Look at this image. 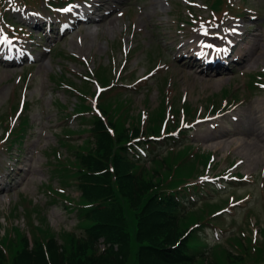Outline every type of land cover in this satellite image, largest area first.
I'll return each mask as SVG.
<instances>
[{
    "label": "rangeland",
    "instance_id": "374dc122",
    "mask_svg": "<svg viewBox=\"0 0 264 264\" xmlns=\"http://www.w3.org/2000/svg\"><path fill=\"white\" fill-rule=\"evenodd\" d=\"M160 1L118 0L117 7L119 8L110 12L103 20L96 23L80 24L78 29L59 39H54L50 44L47 43V40L42 39L39 41L53 47V49L49 53H41V60L33 66L25 67V69H21L20 66H0V115H3L4 119L3 122L0 121V128L2 129V132L0 130V136H2V133L3 135L6 134L3 131L5 120L9 122V126L14 124L15 115H13L14 111L11 110L13 109L12 104L21 98L22 87L26 99L30 100L29 103L32 106L29 111L32 126L18 150L12 147L6 151L4 148L1 149L0 146V170L1 172L12 171L7 179L6 190L4 192L0 191V216L3 211L6 213L12 211L13 214L15 208L16 216H12L11 221L14 224L18 222L23 227L21 207L20 205H14V203L20 202L22 199H32V202L36 205L33 208L32 217L39 216V212L41 216L44 214L51 230L53 229L56 232L62 230L79 231L75 215L77 209L67 210L69 205L77 207V204L72 201L77 195V187H74V185L77 186V177L74 175L77 167L72 166V161L69 160L72 159L70 153L77 150V142L60 139L59 147L50 149V146L56 145L55 133L59 131V123L55 116L58 105L54 100L73 101L72 94L59 89V87H54L50 79V75L54 71L58 72L62 68V63H65V58H62V55L75 54L77 56V60L70 59L69 69L66 72L79 83L77 78L80 77L79 74L85 72L86 66L84 68L78 60H87L88 68H94L95 70L98 64L108 67V64L112 63L111 56H114L118 66L124 56L123 49L130 48L126 64L131 68H136L135 75L140 76L159 61L156 58L153 63L149 62L146 52L150 53L151 51L153 55H157V51H160L162 53L160 59L165 62V67L158 69L152 78L149 77L146 84H142L137 90L121 87L108 93V95H112L116 91L124 92L127 100H131L130 113L134 117L138 112L140 113V110H145V112H148L149 119V114L151 115L153 112L152 109L162 100L165 102L170 100L171 111H174L178 99L181 98V95L178 97V92L182 90V92H186L188 101L186 104L189 103L193 109L199 108L200 112L203 111L204 107L207 109L211 107L209 105L210 96L216 102H221L222 98H228L230 101L234 99L237 104L234 113L243 119L246 128L254 130L262 123L257 117L264 120V88H256L253 90L254 92H251L248 90L247 84L256 73L261 72V69L264 68V0H250L254 7L258 9V17L251 20L250 23L248 20V25H251V32L248 34L247 46H251L255 41L260 45V53L257 54L255 62L237 65L234 68L235 72L230 71L227 74L218 76L210 75L208 70L209 74L204 75L202 72L196 71L200 70L199 68L186 66L185 63H183L185 66L180 71L172 66L174 64L172 58L178 50L176 47L182 42L180 36L183 33L186 34V38L199 35V30L203 27V24L198 23L194 28L180 29L182 28L181 22H183V19L188 20L191 17L186 15V3L179 0H169L168 4L165 0ZM194 1L201 2L204 0ZM0 3L2 4L0 6V22H3V19L7 20L11 11L4 7L5 0H0ZM239 3L243 4L242 1H239ZM106 9H110V7H105L103 11ZM121 9L125 13L119 17L117 14ZM102 12L101 14H103ZM3 14H5V18ZM55 50H60L62 55L54 54L56 53ZM37 52H41L39 47H37ZM166 67L168 68L166 69ZM22 70L30 71L27 81L22 77L24 74ZM106 72L107 68H98L95 72L96 78L101 80V74ZM160 75L169 76L166 81L173 87V94L165 86L166 82L163 77L159 79V88L154 86L152 80H154V77L159 78ZM261 76V81L264 82V73ZM257 80L259 79L257 78ZM170 81L172 84H170ZM86 85L89 86V91L85 101L91 104V97L93 96L91 92L94 91V87L91 83ZM24 86H26V90ZM224 89L231 90V95L221 97L220 92ZM181 99L184 101L183 97ZM99 108L102 113H105L106 105H100ZM181 108H184V106L182 105ZM148 119L145 115L144 126L150 123ZM190 119L188 118L189 121ZM76 121L75 118H72L68 120V123ZM219 124L220 126L215 128H211L208 124L197 125L195 130L184 133L183 143L199 151H204V153L212 152L214 164L213 167L208 169L209 174L220 173L232 163L238 162L239 165L227 169V171L236 170L243 177L240 183L230 184L231 188L236 189L235 191L218 192L207 188L206 192L208 193L203 197L199 195V198H204V201L217 200L215 203H221L220 200L228 199L231 193L234 195L233 201L236 198L241 199L239 204L231 203L230 206L226 202L223 207H228L224 208L221 211L222 213L216 214L213 222L219 221L217 227H228L231 224L233 230L237 226L244 227L245 232L241 234L243 242L247 245L250 243L259 245L264 241V144L256 141L252 135L239 134L236 127L239 121L231 120L229 115L220 119ZM221 131H224L226 135L212 137L219 135ZM78 134H80V131L77 129L63 132L64 136ZM4 139L6 138L3 136L0 142L4 143ZM84 145L90 148L92 144L90 141H85ZM175 145L174 143H168L166 147L164 145L159 151L163 153L166 148H172ZM8 153L11 156L10 158ZM64 153L69 154L67 158H65ZM148 153L150 155V149ZM15 154L17 156H14ZM15 158H17V161H15ZM8 160L11 161L10 164L13 166V170L6 165L9 163ZM49 161L52 162L47 163ZM109 164L112 165V161ZM21 165L24 169L18 170ZM199 169L202 170V173L199 174H203V167L199 166ZM104 170L107 171L106 166ZM247 174L250 176L248 177ZM72 180H75V182H72ZM44 185L51 197L63 201L65 205L63 206L60 201L44 204L47 198ZM246 194L248 195L246 196ZM36 202L43 207L42 212L37 210L38 205ZM198 202L199 200H196L195 204ZM246 205L249 207L248 210L255 213V215H250L251 218H248L245 215V210H243V207H247ZM203 206L204 203L200 205V207ZM127 214L131 215L129 211ZM230 217H233L234 222L230 221ZM35 219L36 217H34ZM255 219L257 222H255ZM0 221L3 222V218L0 217ZM216 229V227H212L210 230H204V235L207 237L209 244L217 238ZM248 229L251 233L259 229L258 241L253 237L252 239L247 238L244 233L247 234ZM209 248L211 249L210 246Z\"/></svg>",
    "mask_w": 264,
    "mask_h": 264
},
{
    "label": "trees",
    "instance_id": "16d2710c",
    "mask_svg": "<svg viewBox=\"0 0 264 264\" xmlns=\"http://www.w3.org/2000/svg\"><path fill=\"white\" fill-rule=\"evenodd\" d=\"M123 116L124 112L116 120L110 118L114 137L94 116L88 129L91 147L78 145L72 152L71 164L77 167L74 175L80 191L72 201L79 205L80 231H52L38 211L37 224L28 218L27 229L12 225V232L0 237V264H254L247 261L254 257L249 253L247 258L248 247L239 242L237 254L202 244L195 230L188 227L199 216L184 217L181 192L163 188L180 185L187 174L176 178L168 158L149 167L137 166L130 159L126 142L143 133L137 126L127 128L126 120L120 119ZM153 133H159L157 127L147 129V134ZM183 153L182 159L187 156L186 151ZM110 161L113 174L104 170ZM169 175L170 181L164 184ZM100 238L106 245L103 251L98 250ZM257 248L253 247L255 251ZM261 262L264 264L263 257Z\"/></svg>",
    "mask_w": 264,
    "mask_h": 264
},
{
    "label": "bare ground",
    "instance_id": "6f19581e",
    "mask_svg": "<svg viewBox=\"0 0 264 264\" xmlns=\"http://www.w3.org/2000/svg\"><path fill=\"white\" fill-rule=\"evenodd\" d=\"M260 45L257 44L256 46L252 45L248 48L247 55L248 57L243 60L244 63H248L250 61L254 62L257 58V54L260 53L259 51ZM263 124H260L256 130L253 131V135L255 138L259 141H261L264 144V136H263V131H264V121H261ZM247 133H249V130H246ZM224 133H219L218 136H222ZM215 137V136H213ZM255 160V159H253Z\"/></svg>",
    "mask_w": 264,
    "mask_h": 264
}]
</instances>
